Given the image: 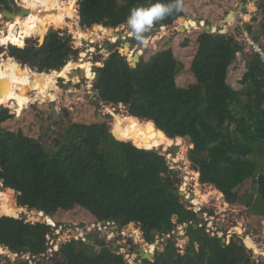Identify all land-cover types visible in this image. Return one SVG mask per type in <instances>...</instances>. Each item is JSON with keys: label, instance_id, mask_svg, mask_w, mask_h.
Instances as JSON below:
<instances>
[{"label": "trees", "instance_id": "obj_1", "mask_svg": "<svg viewBox=\"0 0 264 264\" xmlns=\"http://www.w3.org/2000/svg\"><path fill=\"white\" fill-rule=\"evenodd\" d=\"M155 2L80 0V25L91 29L105 24L117 29L126 24L133 8ZM12 3L0 0V8L12 11ZM260 8L262 36L264 2ZM183 16L182 8L154 25L171 27ZM246 28L255 41L264 42L254 35L251 25ZM47 34L45 43L40 34L28 32L21 46H2L15 45L6 56L14 58L20 68L29 66L39 76L57 74L78 51L68 34L55 30ZM197 43L190 68L195 82L189 87L178 85L179 65L174 50L166 48L149 59L141 58L136 69L118 52L111 54L103 65L98 64L102 67L94 69V91L105 105H123L130 116L154 122L167 138H188L193 146L188 159L199 183L213 186L230 205L244 206L251 215L264 218V166L257 162V158L264 160V64L257 55L248 54L242 89L236 90L228 82L229 69L237 54L245 52L243 44L234 35L206 31ZM6 105L0 100V190H12L15 198L18 194L22 212L27 208L52 218L80 207L98 222H115L120 230L137 225L152 246L157 238L172 235L177 225L188 224L190 241L184 255L169 239L154 261L141 264H264L252 260L235 241L227 244L210 236L198 214L182 202L176 189L177 173L160 152L139 149L131 140H116L105 122L70 124L48 149L23 130L4 127L14 119ZM252 178L256 179L253 190L240 195L239 189ZM2 204L0 199V247L13 254L38 257L46 253L51 227L28 222L20 217L24 213L15 215ZM88 237L93 240L63 243L54 264H128L105 240Z\"/></svg>", "mask_w": 264, "mask_h": 264}, {"label": "rangeland", "instance_id": "obj_2", "mask_svg": "<svg viewBox=\"0 0 264 264\" xmlns=\"http://www.w3.org/2000/svg\"><path fill=\"white\" fill-rule=\"evenodd\" d=\"M18 1L24 8V0ZM76 1L77 6L72 4L73 0H62L63 5H69L74 9L76 13L74 20L67 19L62 23H55L53 20L49 19V26L47 25L44 33L33 30L28 32L40 34L41 36L46 35L52 30L68 34L72 39V46L76 51H78V55L73 57L70 62H79L85 52L87 55L86 61L93 63V72L95 68L101 67L98 64L100 63L103 65L105 60H107L111 54L118 52L121 56H125L122 54L121 49L127 42L132 45V47H128V49L133 52L139 51L140 55L143 54L142 58L144 59H149L154 53L162 49L172 48L180 70H178L177 83L180 87H189L195 82L190 68L193 58L197 53V40L201 33L205 31L208 32L207 26H211L213 29L210 33L231 34L234 35L241 44H243V36L246 33L250 35L246 28L249 24L253 27L254 35L259 36L261 40L264 41V35H260L262 8H260V4L258 2H254V0H180L184 10V16L176 21L173 26L166 27V30L161 33L149 30L143 34V40L135 41L134 37L133 40L130 41L129 35L132 33V30L125 24L120 28H117L119 29L118 32L120 34L118 42L112 43L106 38H99L94 44L87 42L86 44L83 43L84 45H81L80 38L83 37L82 34L85 32L93 33V27L91 29H84L81 27V17L79 13L80 6L78 0ZM247 3L249 4L247 5ZM13 5L16 6L15 0H13L12 3V8L15 11L17 7L14 8ZM244 17H247V19L250 20L249 23L245 21ZM253 18H256L257 21H253ZM0 20V36H3L13 28L15 23L14 20L11 21L2 19L1 14ZM182 27L186 30H183ZM98 29L105 31L107 28L99 27ZM117 29H115V31H117ZM15 30L16 34H20V30L22 29L18 26ZM93 36L95 37V35ZM105 36H107L106 32ZM123 36L127 39L124 40ZM250 37L252 38L251 35ZM145 41H149L147 46ZM108 42L111 44V48L108 54L104 55L102 54V52H104L103 46ZM186 42H188V45L184 46ZM13 46L15 45H11L10 47H3L1 45L0 54L10 56L9 51ZM243 46L245 47V52L237 54L236 60L229 69L228 82L236 90L242 89L240 80L247 72V61L250 59V55L248 54H252L248 47L244 44ZM91 49H93V51H90ZM144 50L147 51L144 52ZM128 54L129 57L132 56L130 51ZM8 56H4V59H7ZM79 64L81 65V63ZM12 65L18 73L28 74L31 78L33 75L32 71L35 72L33 69L30 71L31 68L29 66L20 68L15 59ZM78 68L79 67H77L74 71L80 70ZM72 73L68 75V77H70L69 79H67V76L59 77L53 87V91L58 92V99L56 103L58 113L60 115L59 120L51 117L53 114L50 110V102L43 101L42 98L36 99L35 92H33L30 94L32 100L31 103L24 107L19 106L15 101L5 102L0 99L7 104L4 108H8L11 111V114L14 115V119L5 123L4 127L13 131L21 129L26 135L44 143V145H46L49 149L53 146L54 141L59 140L60 134L64 131L63 129L70 124H94L105 122L108 124L111 131H113L120 139L131 140L134 144L139 145L135 141L142 137V134H140L137 130H134L133 125H142L145 121L138 120L130 116L126 107L123 105L113 107L100 102L94 89L91 91V94H89L88 87L91 88L92 86L91 81L93 80L92 77L94 74H96L95 72L91 73L85 70V79L73 76ZM74 79H78V81ZM46 98L50 100L49 97ZM11 106L16 107L18 112ZM55 122L58 123L56 124ZM176 142V146L178 147L177 152H175L174 149L176 146L171 147L168 151H163V149L156 151L166 156L170 168L177 173L176 180L178 182L176 181V189L180 192L182 188H184L188 193L193 194L197 188L196 182L199 181V178L197 181L195 180V176L193 174L194 171L192 170L191 162L188 159V152L193 146L190 144V140L188 138H177ZM257 160H259L257 161L259 165L264 166V160L259 158H257ZM187 178H189L188 182L186 180ZM186 183L188 184L187 186H185ZM255 184V178L248 180L239 189V194L242 195L247 191H252ZM199 186H201L200 183ZM203 188L204 191L208 189L207 187ZM203 188L200 187V190ZM2 190L5 189L3 188L0 190V199L3 203L2 206L4 208H11L15 215L20 214L22 210L18 208L14 201L15 197L14 193H12L13 191L11 192V195L14 205L12 204L7 206L4 198L7 195L6 190L10 189H6L3 194L1 192ZM181 200L189 209H192L197 214L203 213L205 218L202 222L211 237L218 236L222 240L227 239L229 243L235 241L240 246L246 248L247 254L252 258V260L264 262V256L261 253L264 252V218L251 215L248 209L244 206L238 204L230 205L226 202L224 196L221 200L211 198L210 200L205 201L200 207H195V205L186 200L185 197L181 198ZM25 210L26 212H22L24 214H21L20 217L26 218L28 222L48 223L44 218L38 217L33 211H29L27 208H25ZM50 219L51 222H55L59 228L60 226H67L61 232L60 239L63 242L69 238L70 231L75 233L81 232L87 242L93 240L88 236L98 237L99 239L105 240V242L112 247L114 253L117 252L123 254L125 260H132L135 264H139L140 262L138 255L133 257L136 254V248L141 247L143 252L148 254L154 252V248L159 249L160 252H162L167 241L172 239L179 248V253L184 255L186 247L190 241L187 237L188 224L177 225L175 234L170 235L169 239L157 238V241L153 246L144 241L140 228L135 224L125 227L127 234L125 237H117L115 234V238L109 240L107 235L112 232V229L110 227L107 229L102 227V231H99L98 229H91L93 224H97L98 221L88 211L80 207H77L73 211L69 212L60 211L54 217H50ZM81 223L86 224L85 228L80 229ZM200 227H202V225ZM1 248L2 252L0 254V264H30V261H28L29 254H19V256H16L8 249L4 247ZM42 255L34 259L32 257L34 264H54L56 254L51 255L49 253L45 256V258Z\"/></svg>", "mask_w": 264, "mask_h": 264}, {"label": "bare ground", "instance_id": "obj_3", "mask_svg": "<svg viewBox=\"0 0 264 264\" xmlns=\"http://www.w3.org/2000/svg\"><path fill=\"white\" fill-rule=\"evenodd\" d=\"M72 4L77 6V1L73 0ZM24 9L28 11V14L24 17L18 15L14 19L15 24L13 28L9 30L7 34L0 36L1 45L12 42L13 44L21 46L25 40L28 31L33 30V31H41L42 33H44L46 31V27L48 25L49 19L53 20V22L55 23H62L67 19L74 20L76 17V13L74 9L69 5H63L62 0H24ZM1 18L4 19L2 14H1ZM18 26H20L22 29L20 30V34L15 33L16 31L15 28H17ZM99 26L100 25L93 26V33L92 32L83 33L82 34L83 37L80 38V44L84 45L83 44L84 42H89L93 44L96 43L97 39L99 38L100 39L106 38L110 40L112 43L118 42L119 39V36L117 35L118 31H115L114 29L111 28H107L105 31L104 30L102 31L98 29ZM183 30L186 29L184 28ZM105 32L107 33V36H105ZM93 35H95V37ZM44 39L45 37L40 36L41 43L44 42ZM90 51H93V49H91ZM129 51L132 55L131 57H129L128 54ZM105 52L108 53L107 51ZM121 52L122 54L127 56L132 66L134 67L138 63L137 57L143 55V54L140 55L139 51L133 52L132 50L128 49V46L126 47L124 46L121 49ZM86 58L87 55L84 52L82 59L79 62L77 63L69 62V64L61 72L57 74H52L53 72H51L49 74L39 76L37 73H35L36 71L34 72L31 69L30 71H32L33 74L31 78L29 77L28 74L26 75L17 72V70L12 65V63L14 62V58L8 57L7 59H4V56L0 55V99H2L5 102L15 101L19 106L24 107L31 103L32 100L30 94L35 92L36 99L42 98L43 101L51 100L50 102H55L58 99V92L53 91V87L59 77L67 76V79H69L70 77H68V75L71 74L77 67H79L78 69L80 70L74 71L72 75L78 76L81 79L86 78L85 70L94 73L92 70L93 63L90 61H86ZM79 63H81V65ZM74 80L78 81V79H74ZM88 91L89 94H91L92 86L91 88L88 87ZM46 97H49L50 100ZM152 125H153L152 122H147V121H145L144 124L142 125H137V124L133 125L134 130H137L140 134H142V137L138 138L135 141L136 143L139 144V145L135 144L136 146L140 148L143 147L148 150L163 149V151H168L171 147L177 145L176 139H169L164 135L159 134L156 129L154 128L152 129ZM193 174L195 176V180L197 181L198 179L196 176V172H193ZM186 180L188 182L189 178H187ZM187 185L188 184L186 183L185 186ZM196 186H197L196 191L193 194L188 193L184 188H182V190L179 192V194H181L182 197H185L186 200L192 202L195 205V207L202 206L205 201L210 200L211 198H217L219 200L223 198L220 194L216 192L213 186L207 187L208 189L206 191H204L203 185L199 186V181L196 182ZM200 187L203 189L200 190ZM5 190L1 191L2 194L5 193ZM11 192L12 190L11 191L6 190L7 195L5 194L6 196L4 200L7 206H10L12 204L14 205L11 195L13 192L12 193ZM14 201L16 203V198L14 199ZM36 215L38 217L44 218L45 221L47 222L48 221L51 222L50 217H46L44 213H39ZM77 236L80 235L78 234ZM141 250L143 252L142 248ZM1 252H2V248L0 247V254ZM262 255H264V252H262ZM133 257H135V255Z\"/></svg>", "mask_w": 264, "mask_h": 264}, {"label": "built area", "instance_id": "obj_4", "mask_svg": "<svg viewBox=\"0 0 264 264\" xmlns=\"http://www.w3.org/2000/svg\"><path fill=\"white\" fill-rule=\"evenodd\" d=\"M15 1H16V6L13 5L14 8H16L18 6H21V4H20V2L18 0H15ZM254 2H258L260 4V6H261V4H262V2H264V0H254ZM150 30L151 31H157V33H161V32H163V31L166 30V27L157 28L153 24ZM134 36L135 35L133 33H130L129 38H133ZM147 43H149V41H145L146 46H147ZM242 43L246 47H248V49L252 52V54L257 55L260 58V60L262 61V63L264 64V44L263 43L255 41L247 33L243 36ZM238 54H241V53H238ZM92 81H91V83H92ZM94 81H93V83H94ZM93 83H92V87H93ZM190 210H192V209H190ZM106 223L107 224H104V222L103 223L98 222L97 224H93V227L91 229H96V230L98 229L99 231H102V227H104L105 229H107L108 227H110L112 229V232H110V234L107 235V237L109 238V240H112L113 238H115V234L117 235V237H125L127 235L126 234V228H123L121 230L119 229V235H118V232L116 231V223L115 222H106ZM45 224L51 227V231L46 235L47 252L42 255L44 258L49 253L51 255H54V254L57 255L59 253V250H60L61 245L63 243H65V242H67V241H70V240H73V239L74 240H77V241L78 240H82L84 242L87 241L83 237L84 235L81 232H79L80 233L79 234L78 232L75 233L73 231H70L69 238L65 242H63L60 239V236H61V232L63 231V229L65 227H67V226H65V227L60 226V228H59L55 222H49V221H48V223H45ZM130 225H132V224H130ZM130 225H128V226H130ZM76 234L77 235L79 234L80 236H77ZM14 255L19 256V254H14ZM20 255H25V254H20ZM135 256H137V255L135 254ZM32 257H33V259L36 258V256H31L29 254L28 261H30V264H34V262L32 261ZM135 259H134V261H135ZM126 262L128 264H135L132 260H128V259L126 260Z\"/></svg>", "mask_w": 264, "mask_h": 264}, {"label": "clouds", "instance_id": "obj_5", "mask_svg": "<svg viewBox=\"0 0 264 264\" xmlns=\"http://www.w3.org/2000/svg\"><path fill=\"white\" fill-rule=\"evenodd\" d=\"M181 10L180 0H170L168 3L163 2V0H156L154 4L148 7L133 8L126 20V25L138 40H143V34L148 32L155 22Z\"/></svg>", "mask_w": 264, "mask_h": 264}, {"label": "water", "instance_id": "obj_6", "mask_svg": "<svg viewBox=\"0 0 264 264\" xmlns=\"http://www.w3.org/2000/svg\"><path fill=\"white\" fill-rule=\"evenodd\" d=\"M80 0H78V2H79ZM0 14H2V16H3V18L4 19H7V20H11V21H13L18 15H20V16H26L27 14H28V11L26 10V9H24L22 6H18L17 8H16V10L14 11V10H12V11H10V10H8V9H3V8H0ZM229 17H230V15H229ZM95 26H97V25H95ZM101 26H103V27H105V24H103V25H101ZM115 30V29H114ZM118 31V30H117ZM207 31L210 33V32H212L213 30H212V28H211V26H207ZM48 35V34H47ZM117 35L119 36L120 34H119V32L117 33ZM123 39V38H122ZM125 40V39H124ZM45 41H46V38H45ZM45 41H44V43H45ZM120 41H122V40H120ZM87 42H84V44H86ZM94 44V43H93ZM126 46H128V47H132V45H131V43H129V42H127L126 44H125V47ZM103 48H104V51H107V52H109L110 51V48H111V44L108 42V43H105L104 44V46H103ZM147 50H144V52H146ZM137 56H138V54H137ZM121 57H123V58H126L127 56H121ZM141 58H142V56H138L137 57V61H138V63H137V65L134 67V66H132V64H131V62H130V60L128 59V58H126V60H127V62L129 63V65L133 68V69H136L137 67H138V64L141 62ZM102 67V66H101ZM96 79V78H95ZM50 110L52 111V114H53V116H54V118L56 119V120H59L60 119V115H59V113H58V109H57V103L56 102H50ZM147 122H152V121H147ZM152 129L154 128V129H156L157 131H158V133L159 134H162V135H164L165 137H168L167 135H166V133L163 131V130H161V129H158L157 127H156V125H155V123L154 122H152ZM112 134H113V136H114V138L116 139V140H118V141H121L113 132H111ZM121 142H123V141H121ZM135 145V144H134ZM136 146V145H135ZM136 147H138V146H136ZM139 149H145V148H140V147H138ZM175 152H177L178 151V147L176 146L175 148ZM145 150H148V149H145ZM3 188V187H2ZM180 196H181V194H179ZM182 197V196H181ZM183 198V197H182ZM16 203H17V206H19V202H18V198L16 199ZM33 212L34 213H36V214H39V212L37 211V210H33ZM205 217H204V215H203V213H199L198 214V220L199 221H202L203 219H204ZM104 224H107L106 222H104ZM85 226H86V224L85 223H81L80 224V229H83V228H85ZM193 226H194V228L195 229H198L199 228V226L197 225V224H193ZM119 226L116 224V231L118 232V235H119ZM175 232H176V230L173 232V234H175ZM166 239H169L170 238V236H166L165 237ZM222 242L223 243H227V244H230L228 241H227V239H224V240H222ZM135 252H136V255H138V257L140 258V260H141V263H142V261H145V260H149V259H151L152 258V256H153V254L151 253V254H148V253H143L142 252V250H141V248H136L135 249ZM158 252H159V250L157 249V250H155V252H154V255H156V254H158Z\"/></svg>", "mask_w": 264, "mask_h": 264}, {"label": "crops", "instance_id": "obj_7", "mask_svg": "<svg viewBox=\"0 0 264 264\" xmlns=\"http://www.w3.org/2000/svg\"><path fill=\"white\" fill-rule=\"evenodd\" d=\"M248 4H249V3H247V5H248ZM247 17H248V16H247ZM247 17H246V18L244 17V18H245V21L249 23L250 20L247 19ZM249 17H251V16H249ZM260 23H261V21H260ZM3 56H6V55H3ZM95 78H96V77H95ZM228 80H229V79H228ZM93 89H94V88L92 87V90H93ZM49 102H50V101H49ZM55 102H56V101H55ZM201 185H202V184H201ZM204 186H210V185H203V187H204ZM158 250H159V249H158ZM163 251H164V249H163ZM163 251H162V252H163ZM162 252H160V250H159L158 254H159V253H162ZM151 253L153 254L154 252H151ZM261 253H262V252H261ZM158 254H156V255L153 254L154 257L152 256V258L149 259V260H150V261H154L155 256H157ZM263 256H264V255H263ZM138 262H139V261H138ZM139 264H141V260H140Z\"/></svg>", "mask_w": 264, "mask_h": 264}, {"label": "flooded vegetation", "instance_id": "obj_8", "mask_svg": "<svg viewBox=\"0 0 264 264\" xmlns=\"http://www.w3.org/2000/svg\"><path fill=\"white\" fill-rule=\"evenodd\" d=\"M118 31H119V30H118ZM134 37H135V36H134ZM134 37H133V38H134ZM123 38H124V39H127V38H125L124 36H123ZM133 38H129V39H130V41H132V40H133Z\"/></svg>", "mask_w": 264, "mask_h": 264}]
</instances>
